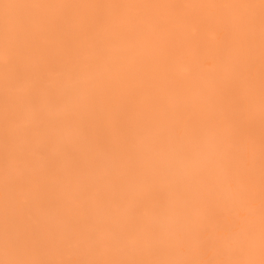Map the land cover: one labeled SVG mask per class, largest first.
I'll use <instances>...</instances> for the list:
<instances>
[{
  "label": "bare ground",
  "instance_id": "6f19581e",
  "mask_svg": "<svg viewBox=\"0 0 264 264\" xmlns=\"http://www.w3.org/2000/svg\"><path fill=\"white\" fill-rule=\"evenodd\" d=\"M0 264H264V0H0Z\"/></svg>",
  "mask_w": 264,
  "mask_h": 264
}]
</instances>
